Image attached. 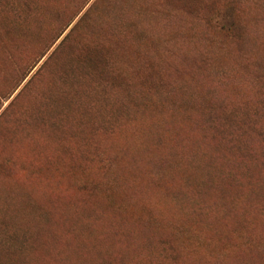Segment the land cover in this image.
I'll list each match as a JSON object with an SVG mask.
<instances>
[{
    "label": "rangeland",
    "instance_id": "obj_1",
    "mask_svg": "<svg viewBox=\"0 0 264 264\" xmlns=\"http://www.w3.org/2000/svg\"><path fill=\"white\" fill-rule=\"evenodd\" d=\"M0 264H264V0H0Z\"/></svg>",
    "mask_w": 264,
    "mask_h": 264
}]
</instances>
